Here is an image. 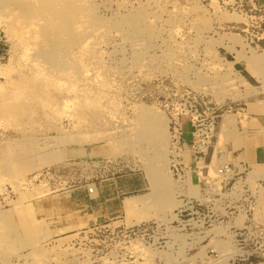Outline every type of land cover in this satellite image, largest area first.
Listing matches in <instances>:
<instances>
[{
  "label": "rangeland",
  "instance_id": "rangeland-1",
  "mask_svg": "<svg viewBox=\"0 0 264 264\" xmlns=\"http://www.w3.org/2000/svg\"><path fill=\"white\" fill-rule=\"evenodd\" d=\"M262 53L264 0H0V264L264 263Z\"/></svg>",
  "mask_w": 264,
  "mask_h": 264
},
{
  "label": "crops",
  "instance_id": "crops-1",
  "mask_svg": "<svg viewBox=\"0 0 264 264\" xmlns=\"http://www.w3.org/2000/svg\"><path fill=\"white\" fill-rule=\"evenodd\" d=\"M257 121L261 127L257 126L256 129L251 130L253 133L250 134L251 137L244 138L240 148L233 152L232 166L234 168L264 163V130L262 131L264 123Z\"/></svg>",
  "mask_w": 264,
  "mask_h": 264
},
{
  "label": "bare ground",
  "instance_id": "bare-ground-1",
  "mask_svg": "<svg viewBox=\"0 0 264 264\" xmlns=\"http://www.w3.org/2000/svg\"><path fill=\"white\" fill-rule=\"evenodd\" d=\"M56 3V2H55ZM52 4V3H51ZM57 4V3H56ZM59 5V4H58ZM21 6V5H20ZM51 6V5H50ZM53 6V5H52ZM65 6V5H64ZM67 6V5H66ZM22 7V6H21ZM25 7V6H24ZM68 7V6H67ZM66 9V8H65ZM37 10V9H36ZM62 10H63V8H62ZM67 10V9H66ZM58 12V11H57ZM44 14H45V12H44ZM63 15H65V14H63ZM25 16H27V15H25ZM45 16V15H44ZM26 18V17H25ZM36 18V17H35ZM59 18H61V17H59ZM63 19V18H62ZM64 20V19H63ZM50 21V20H49ZM66 22V21H65ZM22 23V22H21ZM56 23V22H55ZM58 23V22H57ZM70 23V22H69ZM72 23V22H71ZM25 24V23H24ZM47 24V23H46ZM45 24V25H46ZM67 24V23H66ZM26 25V24H25ZM28 25H30V24H28ZM36 25V24H35ZM56 25V24H55ZM59 25V24H58ZM66 26V25H65ZM33 27V26H32ZM25 28V27H24ZM50 28V27H49ZM48 28V29H49ZM52 29V28H51ZM29 30H30V28H29ZM72 30V29H71ZM22 31V30H21ZM47 31V30H46ZM50 31V30H49ZM65 33V32H64ZM45 36V35H44ZM34 37V36H33ZM239 54V53H238ZM238 57H239V55H238ZM248 58V57H247ZM247 60V59H246ZM248 62V64L250 63L251 65H252V67H253V73L257 76V78L258 77H260V78H264V53H262L261 55H259V56H254L252 59L250 58H248V60H247ZM247 64V65H248ZM250 66V65H249ZM248 66V67H249ZM249 69H250V67H249ZM252 69V68H251ZM250 69V70H251ZM228 73V72H227ZM233 73V72H232ZM252 73V70H251V74H253ZM229 74V73H228ZM231 74V73H230ZM234 75H236V74H234L233 73V77L235 78L234 80H238L239 82H242V76H234ZM230 76V75H229ZM253 76V75H252ZM227 77V76H226ZM242 77V78H241ZM232 80V82H233V78H231ZM223 80H225L224 78H223ZM222 80V81H223ZM228 81H229V78L227 79ZM244 81H245V79H243ZM231 81H229V83L231 84L232 82ZM243 81V83H245ZM226 83V82H225ZM233 83H235V81L233 82ZM232 83V84H233ZM11 85V84H10ZM226 85V84H225ZM235 85V84H234ZM234 85H232V87H235L236 88V86H234ZM237 85H238V82H237ZM230 86V85H229ZM4 88V87H3ZM2 88V89H3ZM4 91V90H3ZM9 91V90H8ZM12 92V91H11ZM10 92V93H11ZM230 93V92H229ZM17 94V93H16ZM11 95V94H10ZM238 98V97H237ZM229 122L231 121L232 122V120L233 119H230V118H228L227 119ZM16 166V165H15ZM217 172H218V170H217ZM215 175V174H214ZM233 256V255H232ZM231 257V255L230 254H228L227 256H226V261L225 262H227L228 261V259ZM259 264H264V263H259Z\"/></svg>",
  "mask_w": 264,
  "mask_h": 264
},
{
  "label": "built area",
  "instance_id": "built-area-1",
  "mask_svg": "<svg viewBox=\"0 0 264 264\" xmlns=\"http://www.w3.org/2000/svg\"><path fill=\"white\" fill-rule=\"evenodd\" d=\"M228 169H229L228 166L222 167V168H220V172H223L224 170H228ZM89 191L91 192L92 188H90Z\"/></svg>",
  "mask_w": 264,
  "mask_h": 264
}]
</instances>
